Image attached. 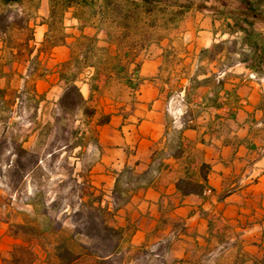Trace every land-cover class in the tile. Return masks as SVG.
<instances>
[{"label": "rangeland", "instance_id": "1", "mask_svg": "<svg viewBox=\"0 0 264 264\" xmlns=\"http://www.w3.org/2000/svg\"><path fill=\"white\" fill-rule=\"evenodd\" d=\"M202 1L204 0H190V8L184 10L181 4L189 0H157L152 5V13H148L143 5L120 0V12L115 13L116 17L109 15L101 18L97 15L86 23L84 33L95 34L98 39L96 42L93 41L95 51L90 55V60L102 63L108 55V62L116 57L125 62L129 60L125 52L129 51L131 58L134 59V62L130 64L133 67L137 62L141 64L142 58L151 52L150 50L152 54L158 52L152 44L153 41L165 38L163 41L166 44L165 71L176 69L171 76L175 84L177 79L186 78L183 67L193 54L185 55V53L189 51L195 53V48L213 39L212 31L218 30L224 24L220 17V10L198 7L197 4ZM212 2L213 0H208L206 4L210 5ZM71 10L66 13L64 20L65 32L69 34L67 42L70 46L60 45L53 48L51 52L40 53L41 64L37 67L38 70H44V76L28 75L29 63L24 60L9 65L5 55L0 56L1 264L2 256L16 241L9 234V223L21 220L22 211L32 213L33 208L29 204L32 197L35 196V201L46 204L47 208L40 207L38 214L40 218L43 217V211H47L52 216L61 217L64 211L70 209L69 204L78 206L77 192L74 191L75 179L81 181L87 176L98 190L103 191L105 199L112 200L109 181L104 174H113V167L101 165L102 153L109 145L101 141V136L103 139H109L110 127L102 125L92 131L93 136L98 131L99 146L90 142L84 146H75L74 143L86 128L85 120L80 111L62 114L57 105L64 86L57 74L60 63L69 59L73 50L79 52V47L84 48L88 42H92L81 37V31L78 28L80 22L72 17ZM41 12L42 15L47 14L45 8ZM259 27L264 30V22H261ZM106 32L112 40L111 45L103 42V38L107 37ZM41 33V28L37 27L35 41H32V44L40 45L44 38V34L42 36ZM227 36L219 34L216 39ZM76 38L78 43L72 44L76 42ZM102 46L107 49L101 50ZM36 52L35 49L34 54ZM189 64V70L193 71L195 65ZM100 66L104 65L100 64ZM241 67V63L232 67L230 76L232 82L239 80L235 71L241 70ZM93 71V67L83 66L79 74L78 84L86 97L90 93L88 82ZM96 82L100 88L94 92L91 103L111 112L112 118L113 115H116L115 119L118 115L129 114L133 111V106L139 107L134 104L137 100L136 93L121 79L101 73ZM165 89L174 96L169 106L168 118L170 119L183 110L180 106L181 101L178 100L181 90L175 85ZM205 111L203 110L204 114ZM115 120L117 122V119ZM121 122L124 123L123 120ZM170 132L173 136L175 129L172 127ZM20 146L34 154L31 160L25 155L20 158V162L17 160L16 150ZM157 146L161 145L156 143L154 148ZM22 163L27 164L29 171L23 173ZM116 215L115 220L120 224L123 221L122 214ZM169 215H171L170 210L167 208L164 216ZM174 220L162 225L160 230L152 231L145 247L141 246L142 244H133L127 251L122 264H162V260L172 262L175 259H184L175 264H233L235 262H233L236 257L235 249L230 239L234 236V232L228 227H223V220H217L215 225L217 234L222 228V234L226 235L223 237L225 244L222 247L213 245L202 250L188 240L187 257H177V252L172 251L171 248L180 239L182 222L177 218ZM170 227L171 230H169ZM162 238H170L171 245L168 250L162 247L165 244L164 241H160ZM237 258L244 261L249 259L245 254L237 255ZM34 264H47L44 253L40 252V257ZM244 264L252 263L247 261Z\"/></svg>", "mask_w": 264, "mask_h": 264}, {"label": "trees", "instance_id": "2", "mask_svg": "<svg viewBox=\"0 0 264 264\" xmlns=\"http://www.w3.org/2000/svg\"><path fill=\"white\" fill-rule=\"evenodd\" d=\"M43 1L0 0V51L5 55L7 64L24 60L29 63L28 75L44 76V70H38L37 67L41 64L39 55L41 52H51L60 45L70 46L67 42L69 34L65 32L64 20L66 13L72 9V17L80 22L78 28L81 37L92 42H88L84 48L77 46L79 52L73 50L71 57L60 63L57 74L64 86L57 105L62 114L80 111L85 120L86 128L74 143L75 146H84L89 142L99 146L98 131L95 136L92 135V131L109 124L112 113L91 103L94 92L100 88L96 82L98 77L101 73L107 76L114 75L133 90L139 88L142 80L141 64L137 62L135 66H130L134 59L131 58L129 51L125 52L129 59L125 62L118 57L108 62V55L102 63L90 60V55L95 51L93 41L96 42L98 39L95 34L84 33V27L97 15L101 18L109 15L116 17L115 13L120 12V0H46L48 3L46 15L40 13ZM126 1L143 5L148 13H152V5L157 0ZM206 1L208 0L198 3V7L220 10V17L224 21L220 28L221 35L228 36L215 39L208 46H202L197 57L198 64L193 71L189 70V66L183 67L187 78V83L181 88L185 91L183 100L187 104L182 115L183 128L175 130V134L170 135L164 145L153 148L151 160L146 168L138 170L130 165L113 168L112 200L105 199L103 191L98 190L87 176L81 181L75 179L74 191L77 192L78 206L69 204L70 209L64 211L61 217L43 211V217L40 218L38 216L40 207L47 208L46 204L37 202L35 196L32 197L29 201L33 208L32 213L22 211L21 220L9 223V234L16 241L2 256V264H34L39 259L40 252L44 253L47 264L123 263L127 251L133 246L131 238L135 227L130 223L118 224L115 220L118 210L129 202L140 188L153 184L156 175L169 166L166 162L169 156L180 158L184 155L188 144L184 142L183 129L194 127L195 118L207 107H220L223 104L220 91L224 89L225 79L221 78L220 74L235 64L242 63L257 79L264 78V30L259 27V24L264 22V0H213L210 5L206 4ZM190 3L189 0L181 5L184 6V10H188ZM42 24L47 28L44 38L37 46L36 43L32 44V41H35L37 26ZM106 34V39L111 43L108 32ZM77 43L76 38V42L72 44ZM100 48L107 49L105 46ZM35 49L37 52L34 54ZM211 63H214V66H210ZM83 66L94 68L88 82L90 90L88 97L83 94L78 84ZM225 93L229 95L231 91L226 89ZM262 99L261 106H264V92ZM202 139L204 141V138ZM16 154L19 162L24 155L29 156V160L34 156L23 146L16 150ZM186 162L190 166L196 162V156L188 154ZM21 166L23 173L29 171L27 164L22 163ZM211 169L210 163L202 161L198 177L189 172L176 180L177 191L181 195L194 193L206 199L207 192L215 191L208 182ZM222 198L223 196L219 197ZM201 211L204 212L203 208ZM176 218L182 222V231H185L183 220L180 217ZM176 218L161 214L156 230H160L162 225L170 220L175 221ZM160 241L165 243L161 244L162 247L167 250L170 248V238H162ZM146 245L147 241L141 246ZM182 261L184 259H175L172 262L162 260V264ZM257 263L263 264L264 257ZM233 264H244V260L237 258Z\"/></svg>", "mask_w": 264, "mask_h": 264}, {"label": "crops", "instance_id": "3", "mask_svg": "<svg viewBox=\"0 0 264 264\" xmlns=\"http://www.w3.org/2000/svg\"><path fill=\"white\" fill-rule=\"evenodd\" d=\"M43 8L48 13L46 0L43 1L40 13ZM37 27L41 28L43 36L46 25ZM220 28L212 31L213 39L201 44L199 42L195 53H185L193 54L189 62H185L186 66L189 63L197 66L200 48L215 40L221 34ZM164 39H156L152 43L158 52L152 54L150 50L142 58V80L138 89H132L137 96L134 104L139 107L133 106L129 114L118 115L115 118L117 122L114 119L116 115H113L111 122L105 125L110 127L111 136L109 139L101 136V141L109 144L101 157V165L104 167L130 165L142 170L150 162L155 144L164 145L172 127L175 130L183 128L182 115L187 104L183 100L185 91L181 88L187 83V78L177 79L174 84L171 76L176 69L165 71ZM103 42L112 44L106 37ZM210 65L214 66V63ZM231 71L232 67L220 74L225 79L224 89L220 91L223 104L220 107H207L205 114L195 118L194 127L183 129L184 142L188 144L184 155L180 158L169 156L166 159L169 166L156 175L153 184L140 188L118 210L117 213H121L123 219L120 224L130 223L135 227L132 244L140 245L147 241L150 233L156 230L161 214L168 208L170 214L180 217L185 225V231H181L180 239L171 248L177 252V257H187L188 240L202 250L213 245L222 247L226 235L222 234V228L217 234V220H223V227L234 232L230 238L236 255L233 262L237 255L242 254L249 258L244 263L249 261L259 264L257 262L264 257V106H261L264 78L257 79L242 64L241 70L235 71L239 80L232 82ZM174 85L180 87L178 100L183 110L169 119V106L174 96L165 87ZM226 89L231 94L227 95ZM188 154L196 156V162L190 166L186 162ZM202 161L212 166L208 182L215 191L207 192L206 199L194 193L181 195L176 189V180L189 172L198 177ZM104 176L112 192L114 175ZM220 196L223 198L219 199Z\"/></svg>", "mask_w": 264, "mask_h": 264}, {"label": "built area", "instance_id": "4", "mask_svg": "<svg viewBox=\"0 0 264 264\" xmlns=\"http://www.w3.org/2000/svg\"><path fill=\"white\" fill-rule=\"evenodd\" d=\"M209 191V190H208Z\"/></svg>", "mask_w": 264, "mask_h": 264}]
</instances>
